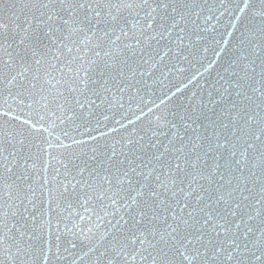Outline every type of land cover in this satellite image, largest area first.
<instances>
[{
    "label": "snow or ice",
    "instance_id": "1",
    "mask_svg": "<svg viewBox=\"0 0 264 264\" xmlns=\"http://www.w3.org/2000/svg\"><path fill=\"white\" fill-rule=\"evenodd\" d=\"M0 264H264V0H0Z\"/></svg>",
    "mask_w": 264,
    "mask_h": 264
}]
</instances>
